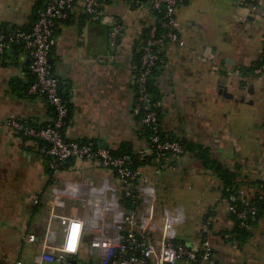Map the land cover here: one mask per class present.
Instances as JSON below:
<instances>
[{"label": "crops", "instance_id": "crops-1", "mask_svg": "<svg viewBox=\"0 0 264 264\" xmlns=\"http://www.w3.org/2000/svg\"><path fill=\"white\" fill-rule=\"evenodd\" d=\"M3 1L0 30L30 28L46 4V0H27L19 16L14 10L11 17L14 3ZM196 1L186 0L176 11L184 45L166 43L159 49L152 87L161 134L198 148L236 174L240 192L251 197L257 183L264 182V74L242 86L239 67L249 66L262 53L264 15L249 16L240 8L242 16L233 9L222 25L210 29ZM113 19L122 26L115 46L108 37ZM154 33L156 19L148 5L127 0H110L99 19L77 7L57 24L49 64L68 98L65 139L102 143L111 151L149 150L141 107L136 103V74L142 43ZM31 82L28 60L20 50L0 56V264H12L18 258L31 263L35 253L22 240L28 234L41 237L48 220L51 190L43 151L35 140L12 132L6 124L17 119L45 127L52 121L54 111L47 100L27 96ZM201 157L186 151L171 160L166 172L156 174L153 166L144 169L163 207H181L186 221L183 206H166L163 198L167 194L172 200L180 194L195 202L196 213L188 212L193 230L185 231L184 222L180 238L190 247H198L206 232L210 239L222 238L224 231L216 229H229L231 221L227 206L219 201L224 199L222 182ZM107 177L113 178L112 172L98 160L72 159L56 180L60 190L82 198L95 178ZM36 200L44 206L40 216L33 214Z\"/></svg>", "mask_w": 264, "mask_h": 264}, {"label": "built area", "instance_id": "built-area-1", "mask_svg": "<svg viewBox=\"0 0 264 264\" xmlns=\"http://www.w3.org/2000/svg\"><path fill=\"white\" fill-rule=\"evenodd\" d=\"M107 1L47 0L30 29L0 35V56L11 55L14 43L22 46L34 77L28 95L44 97L54 111L52 121L45 127L33 126L29 120L9 119L6 123L12 132L43 141L45 157L54 159L46 163L53 175L45 232L41 237L28 234L22 240L35 253L28 264H234L215 259L208 232L202 235L198 247L183 243L180 239L185 222L182 208L170 210L161 205L157 188L144 169H132L133 156L116 157L102 143H81L64 137L69 107L60 94L61 83L49 64L55 29L77 7L94 19L101 18ZM184 1L150 0L152 14H162L161 32L144 39L136 74V103L141 107L142 124L149 133V150L139 151L136 156L139 160L154 156L156 174L168 171L169 162L186 153L182 143L162 136L157 103L148 94L152 71L159 61V49L166 43L184 45L178 35L176 15ZM235 1L249 16L264 15V0ZM121 32L118 21L111 20L108 37L112 46ZM69 159L98 160L112 172L113 178H95L94 186L82 198L63 192L57 186L56 175L59 165ZM253 199L241 192L238 199L219 201L225 203L237 228L249 230L251 219L264 226V185L256 200L259 203ZM124 200L129 202L131 210L127 211L121 204ZM12 264L27 263L18 258Z\"/></svg>", "mask_w": 264, "mask_h": 264}, {"label": "trees", "instance_id": "trees-1", "mask_svg": "<svg viewBox=\"0 0 264 264\" xmlns=\"http://www.w3.org/2000/svg\"><path fill=\"white\" fill-rule=\"evenodd\" d=\"M109 1L110 0H108L106 2V5L109 3ZM127 1H129V3H132V4L137 3L138 5H142V4L143 5H149V2H150V0H127ZM37 14L33 17V18H35L34 22H35V20L37 18ZM153 16L156 19V36H157L158 33L161 32L160 22L163 20V17H162V14H160V13L159 14L158 13H153ZM32 25H31V27H32ZM30 28L25 26V27H19V28L18 27H13V28H10V29H3V30H0V35H9L11 32L16 31L18 29L19 30H28ZM144 38H146V36ZM12 49H13V53L16 52L17 50H20L21 53H22V46L20 44L14 43L12 45ZM1 57H5V56H1ZM138 65H139V60H138ZM155 68H156V66H155ZM155 68L152 71L151 80H150V83H149V86H148V94L156 102L157 95L154 92L153 87H152V82H153L152 76L155 74ZM239 73H240V78L242 80V82H241L242 86H246L247 81H249L251 78L257 77V76H260V75L264 74V39H263V42H262V53H261L260 57L256 61L252 62L249 66H241V67H239ZM33 80H34V77L32 76V82H33ZM29 86H28V89H29ZM28 89L26 91L27 92V96L28 97H36V96L28 95ZM60 94H61L63 100L66 102V104L69 107V104L67 102L68 98L63 93V91L61 90V85H60ZM67 119H68V116L66 118V121H67ZM31 124L33 125L32 122H31ZM145 134H146L147 137L149 136V133H148L147 129L145 130ZM35 142L37 143L39 150H42V149H44V147H46V144L43 141H41V140H35ZM90 143H94V142L91 141ZM184 147H185L187 152H197V153H199L200 157H201V155L204 156V157H201L202 158V162H204L203 163L204 166L208 170H210L213 173V175H215L222 182V196L224 198L235 197V199H238V197L241 194L240 189H241L242 184L237 181L238 176L236 174H234L233 172H230L228 169L224 168L220 163H218L216 161H211L210 159H208L205 155L202 154V152L198 148H193L192 149L191 146H187V145H184ZM111 152L116 157L123 156V155H126V154L133 156L135 159H134V162H133L132 169H146V168H151L153 166L154 156H149L146 160H139V158H137L136 154H134V153H132L130 151L124 150L123 148L120 149V150L111 151ZM43 157L45 159V163L54 162L53 158L45 157L44 153H43ZM69 160H72V159H69ZM69 160H67L66 162H68ZM169 163L171 164V161ZM64 164H60L59 165L58 172L64 167ZM46 166H47V164H46ZM47 169H48V174H49V181H48V187H49V186L52 185V175H53V173H52L51 170H49L48 166H47ZM263 185H264V182L263 183H261V182L257 183L256 189L252 193V196L254 197L253 202L257 200L260 191H262V186ZM256 202H258V201H256ZM121 204L123 206H125V209L127 211L131 210L130 209L131 208L130 204L126 200L122 201ZM43 207L44 206L41 205V204L40 205L38 204V206H35L33 214L40 216V213H41L40 210ZM230 218H231V221H232L233 217L230 216ZM250 224L251 225H255L256 222L251 219L250 220ZM227 235H229L228 238H225ZM249 236H250L249 230H241V229L237 228L236 223L234 224V222H233L232 228L230 229V231H228V232L225 231L223 233L222 239L223 240L226 239V241L230 242V241H233L234 239H240L241 238V239H243V241H245V239H247ZM183 243H184V241H183Z\"/></svg>", "mask_w": 264, "mask_h": 264}, {"label": "rangeland", "instance_id": "rangeland-1", "mask_svg": "<svg viewBox=\"0 0 264 264\" xmlns=\"http://www.w3.org/2000/svg\"><path fill=\"white\" fill-rule=\"evenodd\" d=\"M4 2L3 0H0ZM14 3V7L10 11L11 17L14 10L18 13L17 16L22 12L21 5L25 3L27 0H9ZM195 7L201 11V16L204 18V22L206 26L210 29L217 28V26L222 25L223 18H226L225 15L228 11L237 9L239 13L243 16V11L238 7L235 0H197L195 2ZM262 22V20H261ZM259 22V23H261ZM170 195L165 194L163 198V203L166 206H183L184 211L186 213V223L184 224V229L187 231L191 229L193 230L194 224L191 223L192 219H188V212H192L195 214V209L197 208L195 202H189L185 199L183 195H177L172 200H170ZM171 201V203H170ZM233 226V222L230 221L229 229H221L217 228V232H225L230 231ZM264 226L260 223L251 225L249 229L250 236L243 241V239H234L233 241H226L216 235L212 237L211 243L215 250V256L220 261L231 262L234 264H264V237H263ZM227 235L225 238H228Z\"/></svg>", "mask_w": 264, "mask_h": 264}, {"label": "water", "instance_id": "water-1", "mask_svg": "<svg viewBox=\"0 0 264 264\" xmlns=\"http://www.w3.org/2000/svg\"><path fill=\"white\" fill-rule=\"evenodd\" d=\"M49 63H51V61L49 60ZM252 90H253V88L252 87H250L249 88V92L252 94Z\"/></svg>", "mask_w": 264, "mask_h": 264}]
</instances>
